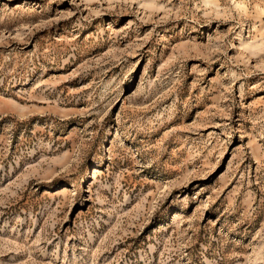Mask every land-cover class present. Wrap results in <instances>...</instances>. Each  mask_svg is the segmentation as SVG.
I'll use <instances>...</instances> for the list:
<instances>
[{
  "label": "rangeland",
  "instance_id": "374dc122",
  "mask_svg": "<svg viewBox=\"0 0 264 264\" xmlns=\"http://www.w3.org/2000/svg\"><path fill=\"white\" fill-rule=\"evenodd\" d=\"M236 5L0 0V264H264V0Z\"/></svg>",
  "mask_w": 264,
  "mask_h": 264
},
{
  "label": "clouds",
  "instance_id": "9594fccd",
  "mask_svg": "<svg viewBox=\"0 0 264 264\" xmlns=\"http://www.w3.org/2000/svg\"><path fill=\"white\" fill-rule=\"evenodd\" d=\"M199 6L201 7H210L211 6V0H197ZM231 2L236 5V0H231ZM237 7H243V4H239V5H236ZM255 43V41L251 42V43H248V44H245V45H242L240 49L237 50V54H239V52L241 50H249V55L252 54L251 50L253 49V44Z\"/></svg>",
  "mask_w": 264,
  "mask_h": 264
}]
</instances>
